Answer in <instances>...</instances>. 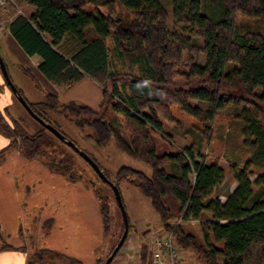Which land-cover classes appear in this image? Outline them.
Returning a JSON list of instances; mask_svg holds the SVG:
<instances>
[{"label": "trees", "instance_id": "16d2710c", "mask_svg": "<svg viewBox=\"0 0 264 264\" xmlns=\"http://www.w3.org/2000/svg\"><path fill=\"white\" fill-rule=\"evenodd\" d=\"M24 1L36 11L17 16L9 29L28 55L42 58L40 71L67 87L87 75L103 92L98 109L44 92V101H27L34 113L47 123L48 112L60 113L96 145L105 147L115 138L122 152L149 165L150 175L122 167L118 180L128 178L151 199L165 228L183 218L185 223L175 226L176 238L202 264H264V0H171L172 15L186 34L168 29L169 13L160 0ZM239 15L259 22L262 31L240 33ZM14 93L24 97L18 88ZM226 107L234 109L241 123L249 158L235 169L238 185L222 202L214 191L225 169L196 161L192 147L175 151L165 122H176L177 108L203 123L201 137L210 140L209 124ZM113 113L122 118L128 136L115 127ZM41 125V130L27 132L0 108V134L10 140L0 150V162L17 150L29 159L44 158L52 172L75 182L79 176L66 154L45 148L46 127ZM251 166L262 170L254 183ZM118 180L112 182L118 186ZM99 198L107 230L109 206ZM190 220L199 221L201 238L186 222ZM10 248L0 225V251ZM147 250L142 245L139 264H146ZM53 253L35 249L27 264H45ZM104 262L98 258L96 264Z\"/></svg>", "mask_w": 264, "mask_h": 264}, {"label": "rangeland", "instance_id": "374dc122", "mask_svg": "<svg viewBox=\"0 0 264 264\" xmlns=\"http://www.w3.org/2000/svg\"><path fill=\"white\" fill-rule=\"evenodd\" d=\"M21 7L22 10L28 13L27 7L23 4V0H15ZM161 3L168 10V29L171 32H178L186 34L187 32L183 29V24L179 23L176 18L172 15V4L171 0H160ZM87 8H90L89 6ZM8 20V19H7ZM6 20V21H7ZM238 30L240 33L252 31L261 32L262 25L253 20L237 16ZM6 24L2 25L5 27ZM3 28V27H2ZM197 42H201L199 38L194 37ZM6 39H0V56L3 58L10 79L14 86L19 88L25 99L28 102L36 104L44 101V93L38 89L36 83L30 75L25 74L18 67L20 62L19 58L12 56L7 52ZM112 41L108 44L111 45ZM204 61V59H201ZM22 61V60H21ZM119 63V62H118ZM118 69L125 71V68H121L118 64ZM0 91H7L11 102H8L5 98L0 100L1 109H7L8 115L19 120L23 128L30 133H35L42 129V125L35 121L21 104L18 97H16L13 89L8 84L5 76L0 67ZM173 115L176 118V122H165V130L171 135L175 151L185 148H194L196 161L210 163H218L224 169V176L214 191V197L218 198L222 202H225L227 196L231 194L237 187L238 183L234 178L235 169H241L245 166L249 154L243 147V137L241 136V123L235 116V111L232 107H226L220 110L215 120L209 124L211 135L209 139L201 137V133L205 126L201 122H197L195 119L187 116L179 109H173ZM112 120H114L115 127L119 129L125 136H128L127 132L122 126V118L111 114ZM48 123L55 126L62 134H64L69 140L73 141L77 147H79L88 155L93 157L99 166L107 172L109 178L112 181L118 180V172L122 167H130L138 171H142L147 175H150L151 168L146 163L134 159L122 152L115 141V138H111L107 146L100 147L96 145L91 139H88L84 132H82L72 121L66 118L64 115L56 112H48L46 114ZM46 143L45 148L50 153L61 149L64 154L68 157V161L72 164L74 171L79 176V179L74 183L82 184L92 189L98 202V209L102 219L103 215L101 211V199L100 196L105 199L109 206L110 223L107 230L104 229L103 225V239L105 251L102 254V258L106 261L107 254L111 252L117 243L119 242L123 234V215L122 211L117 203L114 191L112 187L103 181L95 170L88 164V162L75 152L65 142L60 140L53 132L46 128ZM204 135V134H203ZM41 163H44V158H39ZM164 167L168 171H173V167L166 163ZM251 175L249 176L252 183L255 182L257 175L262 172L258 167H250ZM191 180H194V174H191ZM118 188L122 195V201L127 212L129 221V234L127 241L135 238L133 234L140 229L145 227L148 230L156 231L161 227V218L159 213L155 210L152 205L151 199L146 196L143 191L128 178H122L118 180ZM97 191V192H96ZM99 197H98V196ZM209 217V214H207ZM175 221L173 219L171 222ZM193 221V223L191 222ZM190 228L201 238L202 233L200 230L199 221L190 220L187 221ZM139 239L137 238V243ZM142 245V244H141ZM123 248V247H122ZM120 249L119 254L124 252V249ZM182 253L185 264H202L200 258L196 252L187 247L182 246ZM132 255L131 259L128 260V264H138L136 255ZM147 261L146 264H151L150 251L147 250ZM105 263V262H104Z\"/></svg>", "mask_w": 264, "mask_h": 264}, {"label": "crops", "instance_id": "0c3cea01", "mask_svg": "<svg viewBox=\"0 0 264 264\" xmlns=\"http://www.w3.org/2000/svg\"><path fill=\"white\" fill-rule=\"evenodd\" d=\"M23 4L28 11L22 10L25 16L36 11L24 0ZM17 16L13 8L0 12L6 24L0 27V39L5 38L7 52L19 58V69L24 72L22 66L33 75L41 92L56 95L62 102L75 101L98 109L102 88L89 76L67 87L50 81L40 71L42 58L28 55L10 33L9 25ZM4 98L11 102L8 92L0 91V100ZM9 141L0 134V150ZM0 225L6 243L12 246L0 251V264H27L30 253L41 248L54 251L45 264H96L105 251L102 219L93 190L68 181L38 159H29L17 150L10 151L0 162ZM162 228L161 224L156 231ZM156 231L140 227L132 236L135 238L126 239L124 252H118L111 264H128L130 254L136 255L139 264L142 245H147L150 234Z\"/></svg>", "mask_w": 264, "mask_h": 264}, {"label": "built area", "instance_id": "2783aa9c", "mask_svg": "<svg viewBox=\"0 0 264 264\" xmlns=\"http://www.w3.org/2000/svg\"><path fill=\"white\" fill-rule=\"evenodd\" d=\"M11 8L16 9L17 14L25 16L15 0H0V12H9ZM2 25L3 22L0 19L1 28ZM191 222L193 223V221ZM183 223L185 221L180 217L171 222L172 228L167 229L163 226L161 230L150 234L147 245L150 251L151 264H185L182 246L178 242L175 233V226L182 225Z\"/></svg>", "mask_w": 264, "mask_h": 264}, {"label": "water", "instance_id": "95a60500", "mask_svg": "<svg viewBox=\"0 0 264 264\" xmlns=\"http://www.w3.org/2000/svg\"><path fill=\"white\" fill-rule=\"evenodd\" d=\"M0 67L1 70L5 76L6 81L8 82V84L11 86V88L13 89V91H17V88L14 86L12 80L10 79V76L8 74L7 71V67L6 64L3 60V58L0 56ZM18 99L20 100L21 104L25 107V109L29 112V114L36 119L38 122H40L41 124H43L47 129H49L51 132H53L60 140H62L63 142H65L68 146H70L75 152H77L80 156H82L87 162L88 164L95 170V172L98 174V176L105 181L106 183H108L115 194L117 203L122 211V215H123V220H124V231L123 234L119 240V242L117 243V245L115 246V248L113 249V251L111 252V254L107 257L106 261L104 264H111L112 261L114 260L115 256L118 254V252L120 251V249L123 247L124 243L126 242V239L128 238V234H129V221H128V217H127V212L125 210L123 201H122V195L121 192L118 188V186L116 184H114L112 181H110L108 179V177L104 174L103 170L100 168V166L96 163L95 160H93L86 152H84L83 150H81L79 147L76 146V144L67 139L66 136L64 134H62L57 128H55L53 125L45 122L42 118H40L38 115H36L34 113V111L31 109L29 103L27 102V100L22 96L19 95Z\"/></svg>", "mask_w": 264, "mask_h": 264}]
</instances>
